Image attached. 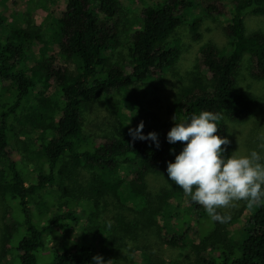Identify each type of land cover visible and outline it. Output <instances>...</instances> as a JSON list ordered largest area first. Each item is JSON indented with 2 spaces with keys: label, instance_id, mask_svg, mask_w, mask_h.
Wrapping results in <instances>:
<instances>
[{
  "label": "trees",
  "instance_id": "1",
  "mask_svg": "<svg viewBox=\"0 0 264 264\" xmlns=\"http://www.w3.org/2000/svg\"><path fill=\"white\" fill-rule=\"evenodd\" d=\"M59 1H35V11L41 10L45 16L41 26L34 30L18 20L5 28L0 14V87L12 86L9 96L0 92V165L3 168L0 197L12 209V216L5 222L0 249L4 252V247L16 239L12 247L16 264H39L45 237L75 220L71 204L81 198L82 192L66 190L64 185L65 181L75 183L82 169L92 173L97 186L95 195L110 192L121 204L133 205L138 210L150 205L149 177L167 176V162H174L183 147L180 142H167L166 135L172 126L142 130L143 135L158 134L159 149L151 141L133 142L128 126L117 137L95 143L84 136L83 115L91 104L116 91L129 92L154 76L168 73L182 54L180 42H169V39L185 20L192 40L201 46L199 62L207 83L203 82L204 77H195L189 86L178 91L173 100L177 122L201 111L220 113V130L215 135L225 138V120L245 122L256 105L253 95L237 89L235 74L245 55L253 62L254 78L264 79V32H247L245 26L246 16H264V0H229L222 5L211 0L203 5L196 0H163L161 4L147 6L133 28H127L125 10L119 0H65V12L58 19L50 14L49 5ZM223 11L229 16L225 27L229 40L226 47L220 48L210 41L203 42L199 29L204 18L221 15ZM121 36L128 38L125 65L110 63L108 57L121 46ZM41 41L46 43L45 48L37 47ZM16 127L20 128L19 135L29 138L28 141L19 139L22 155L17 159L13 151ZM170 149L175 152L170 153ZM25 161L35 172L32 181L25 177L27 173L22 165ZM47 188L54 189L57 195L52 200L54 213L46 201L35 200ZM157 199L160 203L152 211V217L159 213L164 221L184 217L181 210L184 200L191 215L201 212L195 221L200 236L199 244L194 245L197 254L213 247L212 252H221L217 257L224 258L223 264H264V203L249 208L245 202L251 212L245 221L246 231L238 245L226 247L219 222L209 218L202 206L190 198L186 200L177 185L162 190ZM46 215L48 218L44 219ZM88 219L93 229L85 230L82 242L64 246L52 255L53 260L48 264H95L92 259L95 238L98 247L105 250V262L112 260V231L99 227L95 214L91 213ZM120 226L124 227L121 220L116 228L110 227L117 230ZM185 232L178 238L170 235L172 232H164L162 241L169 248L183 246L187 243ZM234 248L240 255L230 260ZM99 254L103 255L102 251ZM138 264L186 263H152L148 257ZM204 264L215 262L207 260Z\"/></svg>",
  "mask_w": 264,
  "mask_h": 264
},
{
  "label": "rangeland",
  "instance_id": "2",
  "mask_svg": "<svg viewBox=\"0 0 264 264\" xmlns=\"http://www.w3.org/2000/svg\"><path fill=\"white\" fill-rule=\"evenodd\" d=\"M35 1L37 2L38 0H25L24 2L10 0L4 3L0 1V14L2 15L4 27L8 28L9 23L15 20H18L21 25H26L29 30L40 27L45 13L41 10L35 11ZM119 1L121 7L125 10L127 28L134 27L137 18L147 6L163 2V0ZM196 1L203 5L207 0ZM211 1L222 5V3L229 0ZM65 8V0L49 5L50 14L58 19L63 16ZM228 17V13L223 11L221 15H211L204 18L199 29L202 41H210L220 48L226 47L229 40L228 33L225 30ZM245 26L247 32L249 30L264 32V16H246ZM120 40L121 46L108 55L109 62H119L125 65L128 63L126 47L128 38L121 36ZM175 40L180 42L182 54L168 73L154 76L149 81L134 86L129 92L116 91L90 105L83 115V133L86 138L95 143H103L120 135L124 126L136 128L140 121H143V129L146 132L150 131L151 128L173 126V100L178 91L183 87L189 86L195 77L202 76L204 77L203 82L207 83L205 76L202 74V65L199 62L201 46L192 40L188 21L185 20L174 31L169 42ZM41 46L45 48L47 45L44 41H41L37 47ZM48 55L51 56L52 53ZM31 65L32 63L28 66ZM252 67L253 62L250 56L245 55L235 74L237 89L240 92L253 95L256 98V105L249 119L245 122L237 123L225 120L227 126L225 138L230 141V144L226 146L227 155L237 150L241 154H247L255 150L261 156H264V148L261 147V145H264V79L258 80L254 78ZM9 91L12 92V86L9 84L0 87V92L5 93L6 96L10 95ZM19 129V127L15 129L17 140L13 151L16 159L22 155V144H20L19 139L29 140V138H26L27 136L22 137V135H19ZM24 156L26 157V154ZM22 165L27 173L25 177L28 178V181H32L35 177L33 168L26 161ZM2 169L0 165V173ZM148 182L151 189L150 205L138 210L133 205L121 204L110 192H106L103 195H95L94 190H96L97 186L92 180V173L88 170H80L73 184L65 181L64 188L66 190L80 189L82 192L81 198L71 204L75 220L71 221L68 227L60 228L45 237V246L40 253L41 262L39 264L51 263L53 260L52 255L58 253L61 248L70 243L76 242L80 244L85 238V230L93 229V224L88 219L91 213L95 214V221L99 227L105 226V229L112 231L110 243L113 249L111 253L113 264H134V262L138 264V262H145L148 257H151L152 263L157 261L166 263L175 261L186 264L191 262L204 264L207 260L209 262L213 260L215 264H223L224 258L217 257L221 252L216 250L212 252L211 250L214 251L213 247L212 249L210 247L206 248L197 254L194 245L197 246L199 244L200 236L198 233L199 226L195 221L199 218L201 212L191 215L188 209L189 205L185 200L181 205L182 215L184 216L181 219L164 221L160 219L161 215L159 213L155 215V218L152 217V211H155L160 203L157 196L162 190L171 189L174 183L166 175H152L149 177ZM75 194L78 195V192H75ZM54 195L57 198L54 189L47 188V190L36 196L35 200L36 202L46 201L52 206L51 211L54 213L55 208L52 201L54 200ZM184 197L186 200L189 199L185 195ZM11 210L10 203L0 197V245L5 222L8 217L12 216ZM220 211L222 215H228L230 219H234L232 223L228 222L230 219L226 222H219L223 232L221 233V239L226 247L230 244L238 245L245 233L244 231H246V218L251 212L245 207V201H239L235 207L221 209ZM47 218L48 215L44 217V219ZM120 220L124 227L120 226L117 230L111 228H116L117 222ZM209 225L212 226V223H209ZM125 228L126 230H124ZM183 231H186L187 237L185 245L169 248L163 243L164 232H172L170 235L175 234L174 237L178 238L183 235ZM15 240L12 239L9 246L4 247V252L0 249V264H16L15 253L12 250ZM96 242V238L92 239L93 246H96L93 247L94 256H97L98 252L102 251L103 255L99 254V256H102L105 261V250L98 247ZM236 249L232 250L230 260L239 257L240 253Z\"/></svg>",
  "mask_w": 264,
  "mask_h": 264
},
{
  "label": "clouds",
  "instance_id": "3",
  "mask_svg": "<svg viewBox=\"0 0 264 264\" xmlns=\"http://www.w3.org/2000/svg\"><path fill=\"white\" fill-rule=\"evenodd\" d=\"M221 118L220 113L201 111L177 122L174 115L166 140L169 144L180 142L183 147L174 162H167L166 172L168 179L191 202L202 206L209 218L226 222L230 216L222 215L221 209L235 207L239 201H245L249 208L264 203V156L255 150L247 154L237 150L226 156L230 141L215 135ZM143 128V121L129 128L132 141H151L159 149L158 134L143 135ZM169 151L174 153L175 149ZM92 259L95 264H112V260L105 262L99 255Z\"/></svg>",
  "mask_w": 264,
  "mask_h": 264
}]
</instances>
